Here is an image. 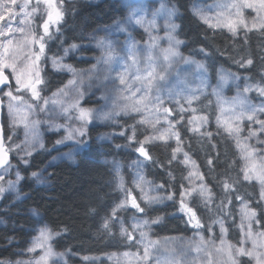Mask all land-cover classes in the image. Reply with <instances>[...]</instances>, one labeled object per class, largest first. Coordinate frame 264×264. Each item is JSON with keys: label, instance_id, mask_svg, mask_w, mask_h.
Listing matches in <instances>:
<instances>
[{"label": "rangeland", "instance_id": "rangeland-1", "mask_svg": "<svg viewBox=\"0 0 264 264\" xmlns=\"http://www.w3.org/2000/svg\"><path fill=\"white\" fill-rule=\"evenodd\" d=\"M66 1L54 0L61 11ZM120 3L125 8V17L109 26L94 30L89 36V42L83 45L84 48L92 50L90 65L86 68L75 69L67 62L69 54H75L81 59L85 58V55L77 51L78 46H67L60 56L49 55L48 38L46 39L45 51L39 61L42 77L44 70L47 69L64 73L67 80L63 87L51 92L45 98L34 100L31 93L24 92L23 89L17 93L15 79L10 75L11 69H5L12 82L13 95H20L24 101L19 103L10 100L5 95L9 88L1 92L2 116L7 129L5 144L8 151L14 154L18 162L25 164L33 153L49 146L45 137L52 135L51 146L58 149L54 161L72 162L88 142L89 137L85 135L87 128L109 125L118 128L116 136L123 135L125 130L129 131L128 142L124 145L126 150L136 151L142 145L146 149L144 144L154 143L162 145L172 143L173 149H176L175 134H178L177 124L180 121L192 120V130L198 129L199 133H206L208 120L205 117L202 121L200 119L202 116L196 115L193 105L196 99L206 96L205 102H210L215 113L214 125L237 145L243 160V169L252 172L253 178L248 181L256 182L261 193L262 187L256 176L264 171L261 167L264 163V146L257 142L250 145L240 140L245 130L258 124L248 121L244 116L249 114L250 109L264 108V95L258 91L261 86L251 84L247 78L235 77L224 70H220L214 78H210L204 62L182 56L175 37V9L167 0H120ZM193 3L191 10L199 21L209 27L224 29L232 35H235L239 29L247 31L260 28V24L264 23V9L260 8V0H195ZM240 3L252 4L253 7H231ZM0 4H10V0H0ZM24 4L25 0H16V4L11 7V12L15 14L11 21H9V9H0L5 17L0 21V26H4L7 32V24L10 22L12 28L17 30L0 37V44L4 45L0 47V53L4 54L5 62L16 63L18 70L25 72L23 78L27 80L28 66L31 64L28 57L38 51V44H32L31 40L33 35L38 36L43 32L42 25L47 19V14L45 6L41 3L34 17L26 16L25 12H31V7L24 9L22 7ZM30 4L34 5L35 0H30ZM140 18L145 22L137 24L136 20ZM241 20L247 24V27L237 23ZM229 23L235 24V32L229 30L227 26ZM254 23L255 27H253ZM58 24L52 25L50 31L55 32ZM20 29L23 31H19ZM9 40L11 44L8 43ZM101 41L104 43L101 44ZM179 44L182 42L180 41ZM166 55L167 59H165ZM57 65L70 66L72 71ZM44 101L48 103L45 104ZM10 104L13 107V114L9 112ZM80 108L92 111V117L86 122L78 119ZM133 108L139 110L134 111ZM164 109L169 110L167 116L163 115ZM120 114L136 115L135 120L141 124L145 133L139 135L138 142L132 133V126L122 125L117 119ZM261 114L264 117V112H257L258 120ZM169 122L172 127H169ZM258 126L260 127L259 124ZM235 127L241 129L238 135L228 131L229 128ZM75 129L80 131L73 132L72 139H66L69 132ZM162 134L166 139H156ZM101 138L109 140L104 134H101ZM58 141L60 143H57ZM244 150L251 153L247 160L244 158ZM183 153L181 151L176 156L185 167L184 185L177 199L180 203V194L185 193L184 202L195 211L199 226L193 219L195 230L190 236L154 239L150 232L157 220L135 216L129 220L127 228L133 240L130 241L123 235L126 239V248L120 254L106 259H112L113 264H231L229 254H232L236 264H241L240 257L234 250L245 248L256 254L255 257L245 255L248 264H258L257 257L264 254V247L261 246L264 245V236L260 235L264 233V229L256 214L250 215L253 210L245 201L242 203L238 200L233 205L227 204L229 212L233 207L231 213L237 232L236 237L231 238L223 218L218 213V206L213 203L204 182L195 175L189 181V172H200L197 167L192 168L190 164L183 163ZM109 165L116 175L117 187L122 192L119 202V205H123L121 208L128 207L137 213H142L132 207L131 197H135L143 211L172 200L171 192L166 194L158 192L157 185L145 178L143 162L140 158L135 157L127 166L129 173L126 178L122 177L121 164L111 162ZM14 166L15 164H9L0 171V177H3L0 185L4 189L0 192V199L4 195L18 192L19 179ZM36 177L38 182L44 183L41 173ZM201 188H206V191L201 193ZM192 197L195 198L194 201H190ZM260 200L264 210V199H261V196ZM181 211L186 212L182 209ZM221 213L226 214V212ZM144 221L148 222L146 226L143 224ZM134 224L141 225L140 231L145 234L143 241L140 231H133ZM249 227L251 235L247 236ZM44 229L47 228L41 226L36 230L28 246L16 261H1L5 264H17V262L36 264V261L44 255L46 247L50 246L53 255L47 257L46 264H69L67 252H57L53 249L51 244L53 235L45 247H36L35 251H29ZM149 241L154 243L149 245ZM253 241L256 242L255 248ZM145 246L149 247L147 259L143 258ZM88 260L91 258L85 259ZM260 264H264V261H260Z\"/></svg>", "mask_w": 264, "mask_h": 264}, {"label": "trees", "instance_id": "trees-1", "mask_svg": "<svg viewBox=\"0 0 264 264\" xmlns=\"http://www.w3.org/2000/svg\"><path fill=\"white\" fill-rule=\"evenodd\" d=\"M167 1L175 9V37L182 56L204 62L210 78H214L218 69L222 68L264 87V31L260 28L239 29L232 35L199 21L191 10L195 0ZM62 13L57 30L47 41V53L60 56L67 46H78L77 51L85 58L69 54L67 62L75 69H82L90 65L92 50L83 46L89 42V36L96 29L123 19L125 8L120 0H67L62 6ZM180 41L182 44H179ZM247 59L253 63H242ZM43 79L45 83L40 88L42 98L63 87L67 80L64 73L47 69ZM206 99V96L200 97L193 102L196 115L200 114L204 118L202 121L205 117L208 120L206 133L192 130L193 121L190 123L189 119L177 124V132L182 151L188 154L203 175V182L213 203L218 206V213L230 237L235 238L233 207L229 212L227 204L245 201L264 228L260 191L255 182L244 180L240 150L214 125L215 113L210 102H205ZM135 117V114H120L117 119L122 125L132 126V133L138 142L139 135L145 133ZM3 126L6 134L4 122ZM117 131L118 128L110 125L88 127L85 132L88 142L72 162L54 161L58 149L51 146L52 135L45 137L49 146L33 153L25 164L18 162L11 153L10 165L15 164L19 176L18 192L0 199V261H16L41 226L53 233V249L68 253L69 264H113L112 259L106 257L118 255L126 248L121 227L127 229L129 220L135 216L157 220L150 232L154 239L191 235L195 230L194 224L188 213L181 211L177 199L184 185L185 167L179 157L173 160V144H144L148 159L137 150L124 149L129 131L116 136ZM101 134L107 135L109 140L101 138ZM240 140L264 146V132L255 124L244 131ZM135 157L143 162L146 179L157 185L158 192H171L172 200L147 208L142 213L118 207L122 192L117 187L116 175L109 163L121 164L122 177L126 178L129 173L127 166ZM208 160H212L211 166ZM39 173L44 183L37 181ZM229 178L235 183L233 190L226 193L223 181ZM194 200V197L190 199ZM106 222L109 224L107 229L104 227ZM238 257L241 264H248L245 256ZM86 258L91 260L85 261Z\"/></svg>", "mask_w": 264, "mask_h": 264}, {"label": "snow or ice", "instance_id": "snow-or-ice-1", "mask_svg": "<svg viewBox=\"0 0 264 264\" xmlns=\"http://www.w3.org/2000/svg\"><path fill=\"white\" fill-rule=\"evenodd\" d=\"M41 3H43V5L45 6V11L47 14V19L44 21L42 28H43V32L41 34H39L38 36L33 35L31 43L32 44H38V51L33 53L30 57H28V59L31 60V64L28 66V79L25 80L23 77L25 75V72L23 70H18V67L16 65V63H7L5 62L4 59V54L0 53V85H4L5 87L9 88V91L7 93H5V95L13 101H17L19 103H23V99L20 95H13V90H12V86L9 82V75L5 74V69L10 68L11 69V73L10 75L14 77L15 79V91L17 93H20L21 89H23L24 92H30L32 98H34V100H41L43 99L40 95V88L43 87L45 81L41 75V71L39 69V61L41 58V55L44 53L45 51V42L46 39L50 37L51 35V31L50 28L52 25L54 24H58L59 21L62 19L63 17V13L62 11L59 9V7H57V5L55 4L54 0H35V4L32 5L30 4V0H25V4L22 6L24 9H27L29 7H31V12H25L26 16L29 17H34L38 11V9L41 6ZM16 4V0H10V4H0V9L3 8H8L9 9V21H11V19L14 17V13L11 12V7L13 5ZM231 7L233 8H244V7H248V8H252L253 5L252 4H244V3H240V4H233ZM260 8L264 9V0H260ZM5 19L4 15L2 14V12H0V21H3ZM144 19L140 18L136 20L137 24H141L144 23ZM151 23V22H149ZM237 23H239L240 25H242L243 27H247V24H245L242 20L238 21ZM229 27L230 31L235 32L236 30V26L235 24L229 23L227 25ZM253 27H255V23L253 24ZM260 29L262 31H264V23L260 24ZM17 31L16 29H13L11 26V23L9 22L7 24V32H5L4 30V26H0V37H5L8 35V33H12ZM19 31H23V29H20ZM9 44H11V41H8ZM104 42L101 41V44H103ZM0 47H4L3 44H0ZM7 49H5L6 51ZM167 55L165 56V59H167ZM56 62L54 61V64ZM242 63H246L248 65H251L253 63V61L251 59H247L246 61H242ZM59 67H67L69 71H72L70 66H64V65H57ZM123 82V80H122ZM70 83H74L73 81H70ZM2 90V89H0ZM248 89H245V91H247ZM258 91L264 95V87H259ZM45 104H47V101H44ZM157 103H159V100H157ZM162 107V104H161ZM134 111H138V108H133ZM9 112L10 114H13V107L10 104L9 105ZM257 112H264V108H260V109H250L249 114H247L246 116H244L245 119H247L250 122L253 123H258L260 125V129L262 132H264V121H260L257 119ZM169 114V110L168 109H164L163 110V115L167 116ZM107 114H105L106 116ZM243 115V114H242ZM92 117V111L89 109H83L80 108L79 109V117L78 119L83 120V121H87ZM201 120H203L204 118L201 117ZM240 118H237V122L239 123ZM191 123V121H190ZM169 127H172L171 123L169 122ZM198 131V129H196ZM79 129H75L73 131L69 132V135L66 137V139H72L73 138V132H79ZM229 132L234 133V134H239L241 129L239 127H235V128H229L228 129ZM82 134V133H81ZM250 135H255V133H250ZM176 136V141H177V148L173 149V154H172V158L173 160L176 159L177 153L181 152L182 149L180 147V138L178 134H175ZM10 139V138H9ZM156 139H161L164 140L166 139L165 135H160L158 137H156ZM57 143H60V141H58ZM238 146L239 145V141L237 142ZM138 152H140L142 155L145 156V158L150 159V157L148 156L147 152L145 151V148L143 147V145L141 147H139L137 149ZM245 151V156L244 158L247 160L249 159V157L251 156L250 152ZM6 152H5V147H4V136H3V129L2 127H0V167H7L8 165V161L6 159ZM184 155V161L183 163L185 165H191L192 168H196V164L194 161H191L190 157L188 156L187 153H183ZM208 164L211 166L212 164V160H208ZM262 168H264V163H262L261 165ZM33 175H36L35 173H33ZM196 176L197 179L203 181V175L198 173V172H189V181H191L193 176ZM17 178L19 179V176H17ZM243 178L244 180H249L252 179V172L249 170H244L243 171ZM256 179H258L260 181L261 187H262V191L260 193L261 199H264V171H261L257 176ZM3 180V177H0V181ZM11 183V182H9ZM235 183V181H231V178H229L226 181H223V186H224V190L225 192H231L233 190V184ZM3 186L0 185V192H3ZM201 193H203L204 191H206V188H201L200 189ZM130 195V194H129ZM181 200H180V204H181V209L183 211H186L189 214V219L190 221L195 219L196 220V225L199 226V220L196 219V213L195 211L191 208L188 207L185 202H184V196L185 193L181 192ZM237 199H241L240 197H237ZM241 202L243 203V200H241ZM131 205L132 207H134L137 211L139 212H143V208L140 207V205L137 203L135 197H131ZM123 205H118V207H122ZM116 214V209L113 210V216H115ZM250 215L255 216V212H251ZM147 221H144L143 224L144 226L147 225ZM104 227L107 229L109 227V224L106 222ZM133 231H140L141 225L140 224H134L133 226ZM222 231L223 229V225H221ZM53 235V233H51L49 230L44 229L41 231L40 237L37 238V241L34 242V246L33 248L29 249L30 252L35 251L36 247H45L48 244L49 239L51 238V236ZM121 235L126 236V238L128 240H133V236L131 233L128 232V230L126 228L121 227ZM247 236L251 235V230L249 227V232L246 234ZM261 236H264V233L260 234ZM140 236H141V240L143 241L145 234L140 231ZM149 245L153 244L154 242L149 241L148 242ZM256 246V242L253 241V247L255 248ZM262 247H264V245H261ZM235 254L237 256H256L255 252H250L245 248H239V249H235ZM53 255L50 246L46 247L45 253L43 256L40 257L39 260L36 261V264H46V260L48 256ZM149 256V247L145 246V250H144V259H147ZM87 259V258H86ZM229 260L231 262V264H236V260L232 259V254H229ZM258 260V264H260V261H264V254H261L259 257H257ZM0 264H5V262L0 261ZM17 264H22V262H17ZM26 264V262H25Z\"/></svg>", "mask_w": 264, "mask_h": 264}, {"label": "water", "instance_id": "water-1", "mask_svg": "<svg viewBox=\"0 0 264 264\" xmlns=\"http://www.w3.org/2000/svg\"><path fill=\"white\" fill-rule=\"evenodd\" d=\"M9 82H10V80H9ZM3 88H5V86L4 85H0V89H3ZM0 127H2V129H3V126H2V101H1V98H0ZM3 136H4V131H3ZM4 147H5V152L7 154L6 155V159H7L8 163H9L10 162V154L8 153L7 148H6L5 145H4ZM3 168L4 167H0V170L3 169Z\"/></svg>", "mask_w": 264, "mask_h": 264}]
</instances>
